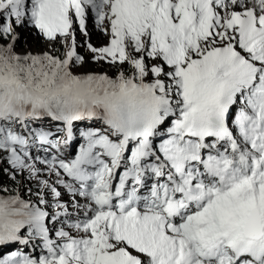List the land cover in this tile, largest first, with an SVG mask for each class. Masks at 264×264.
<instances>
[{
	"label": "snow or ice",
	"instance_id": "obj_1",
	"mask_svg": "<svg viewBox=\"0 0 264 264\" xmlns=\"http://www.w3.org/2000/svg\"><path fill=\"white\" fill-rule=\"evenodd\" d=\"M0 264H264V0H0Z\"/></svg>",
	"mask_w": 264,
	"mask_h": 264
},
{
	"label": "rangeland",
	"instance_id": "obj_2",
	"mask_svg": "<svg viewBox=\"0 0 264 264\" xmlns=\"http://www.w3.org/2000/svg\"><path fill=\"white\" fill-rule=\"evenodd\" d=\"M94 24H92L93 26ZM19 32V39L17 41V51L21 53H26L31 51L33 53L43 52L49 48V45L45 42L44 38L38 34L35 29L32 28H23L18 29ZM77 51L80 55L84 56L85 58V65L80 69V72H89V71H106V68H101L100 65L94 63L91 60V56L93 55L90 53L86 47V44L91 43L95 47H101L106 43L105 37L99 32H96L94 29H90V34L87 38H85L80 31H77ZM63 49L60 46H57V51H62ZM6 166V165H5ZM27 174L25 173V176ZM20 182L23 184L26 182L31 189L37 188L35 181L25 180L23 177H18ZM5 183L7 177L4 178ZM10 182V181H8ZM20 193L24 192L23 186L18 189ZM68 195V194H66ZM28 199V198H27ZM63 200H69V198H65ZM51 212V209H48Z\"/></svg>",
	"mask_w": 264,
	"mask_h": 264
},
{
	"label": "trees",
	"instance_id": "obj_3",
	"mask_svg": "<svg viewBox=\"0 0 264 264\" xmlns=\"http://www.w3.org/2000/svg\"><path fill=\"white\" fill-rule=\"evenodd\" d=\"M18 180L20 181V179H18ZM6 183L9 184V185L12 184L11 181H10V182L6 181ZM25 185H26V184H25ZM21 186H23V189H24V192H23V193H20V192L18 191V189L21 188ZM16 188H17V191H16L15 194H19V195H21L22 197H25L24 194L28 193L27 189H29V188H27V185L24 186L23 184L21 185V183L17 184ZM35 199H36V196H35Z\"/></svg>",
	"mask_w": 264,
	"mask_h": 264
}]
</instances>
